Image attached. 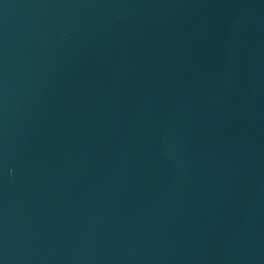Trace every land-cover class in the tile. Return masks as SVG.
Listing matches in <instances>:
<instances>
[{
  "label": "water",
  "instance_id": "obj_1",
  "mask_svg": "<svg viewBox=\"0 0 264 264\" xmlns=\"http://www.w3.org/2000/svg\"><path fill=\"white\" fill-rule=\"evenodd\" d=\"M0 264H264V0H0Z\"/></svg>",
  "mask_w": 264,
  "mask_h": 264
}]
</instances>
